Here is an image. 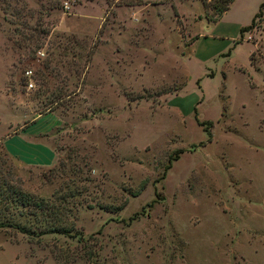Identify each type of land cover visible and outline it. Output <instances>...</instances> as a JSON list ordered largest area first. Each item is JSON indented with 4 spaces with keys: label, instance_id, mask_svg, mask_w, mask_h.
I'll return each mask as SVG.
<instances>
[{
    "label": "rangeland",
    "instance_id": "1",
    "mask_svg": "<svg viewBox=\"0 0 264 264\" xmlns=\"http://www.w3.org/2000/svg\"><path fill=\"white\" fill-rule=\"evenodd\" d=\"M227 2L0 0V264H264L262 18L185 50Z\"/></svg>",
    "mask_w": 264,
    "mask_h": 264
},
{
    "label": "crops",
    "instance_id": "2",
    "mask_svg": "<svg viewBox=\"0 0 264 264\" xmlns=\"http://www.w3.org/2000/svg\"><path fill=\"white\" fill-rule=\"evenodd\" d=\"M263 2V1H262ZM261 2V3H262ZM256 7V4L250 2V0H232L226 10L216 20H206L200 21L201 24L205 23L207 32L209 31L210 37L208 39V34L203 31L200 32V27L198 29V21L195 22L196 35L194 38L185 46V50L190 53L191 60L193 63L198 64V60L207 61L209 58L215 55H222L224 57H229L231 50L226 52V49L232 44L233 50L237 46L242 45L244 41L250 43L249 49V62L247 64H252V54L258 49L256 48V42L253 41L254 36L256 37V31H258L259 23L256 24V19L259 18L256 14L260 10V6ZM262 18V31L264 32V7ZM247 26L250 28L244 30ZM244 37V39H242ZM211 39H219L218 42H212ZM228 39L227 43H223V40ZM241 39V40H240ZM202 51L199 53V49ZM233 52V51H232ZM205 54V56H202ZM200 56V57H198ZM231 56V55H230ZM248 67V66H247ZM9 68V67H8ZM189 73V72H188ZM187 73V74H188ZM209 75L210 72L208 73ZM192 78V75L189 76ZM198 79L196 82L199 83ZM14 134L4 142L5 147L12 154V158L19 163L27 164L34 163L38 165L48 163V160L44 158L45 153L52 155L54 152L53 146L46 141H32L25 138L24 133Z\"/></svg>",
    "mask_w": 264,
    "mask_h": 264
},
{
    "label": "trees",
    "instance_id": "3",
    "mask_svg": "<svg viewBox=\"0 0 264 264\" xmlns=\"http://www.w3.org/2000/svg\"><path fill=\"white\" fill-rule=\"evenodd\" d=\"M231 1H232V0H228L227 4H226L223 8H221V9L219 10V13H218V15L216 16V18H214V19H210V18L207 17V19H208V20H216V19H218V17L222 14V12L228 8V6H229V4H230ZM263 7H264V1L261 3L260 10H259V12L256 14V16L259 17V18L263 15V14H262V13H263ZM250 27H251V26H247L246 28H244V30H246V29H248V28H250ZM53 231H58V230H53Z\"/></svg>",
    "mask_w": 264,
    "mask_h": 264
},
{
    "label": "built area",
    "instance_id": "4",
    "mask_svg": "<svg viewBox=\"0 0 264 264\" xmlns=\"http://www.w3.org/2000/svg\"><path fill=\"white\" fill-rule=\"evenodd\" d=\"M65 6L66 7H69V3L68 2H65ZM44 55V52L43 50H38L37 51V60H39L42 56ZM27 75H31L32 74V70L31 69H28L26 72H25Z\"/></svg>",
    "mask_w": 264,
    "mask_h": 264
}]
</instances>
